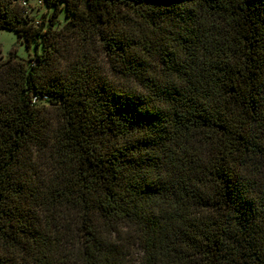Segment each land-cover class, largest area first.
<instances>
[{"label":"trees","instance_id":"obj_1","mask_svg":"<svg viewBox=\"0 0 264 264\" xmlns=\"http://www.w3.org/2000/svg\"><path fill=\"white\" fill-rule=\"evenodd\" d=\"M23 1L0 264H264V0Z\"/></svg>","mask_w":264,"mask_h":264},{"label":"rangeland","instance_id":"obj_2","mask_svg":"<svg viewBox=\"0 0 264 264\" xmlns=\"http://www.w3.org/2000/svg\"><path fill=\"white\" fill-rule=\"evenodd\" d=\"M28 12L30 15H33L35 18L39 19L44 17H48L51 13V9H49L44 2L41 4L37 2V0H29ZM68 20L64 9H62L57 18V24L55 27H60ZM0 49L3 58H6L11 51H15L16 55L23 60H28L29 57L34 56L36 52L41 51V47L35 48L33 44L30 45L29 48L26 47V43L22 38H18L17 34L11 30L0 29Z\"/></svg>","mask_w":264,"mask_h":264},{"label":"built area","instance_id":"obj_3","mask_svg":"<svg viewBox=\"0 0 264 264\" xmlns=\"http://www.w3.org/2000/svg\"><path fill=\"white\" fill-rule=\"evenodd\" d=\"M37 2H38L39 4L42 3L41 0H37ZM28 3H29V1H28V2H26V1H23V2H22V4H23L24 6H27ZM33 100H35V99H33Z\"/></svg>","mask_w":264,"mask_h":264}]
</instances>
